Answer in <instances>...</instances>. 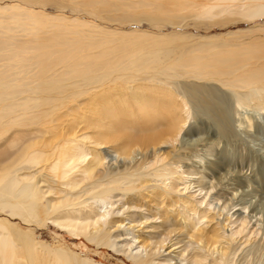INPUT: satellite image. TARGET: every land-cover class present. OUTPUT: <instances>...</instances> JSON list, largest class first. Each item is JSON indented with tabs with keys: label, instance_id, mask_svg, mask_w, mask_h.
Wrapping results in <instances>:
<instances>
[{
	"label": "bare ground",
	"instance_id": "6f19581e",
	"mask_svg": "<svg viewBox=\"0 0 264 264\" xmlns=\"http://www.w3.org/2000/svg\"><path fill=\"white\" fill-rule=\"evenodd\" d=\"M49 4L75 13L84 11L101 22L126 24L146 18L154 27L165 28L167 24L186 26L188 21L199 25L229 15L246 21L261 19L264 0H208L204 5L192 0H0V210L26 222L55 219L120 252L126 244L118 245L120 237L117 244L113 234L129 229L121 226L115 217L118 213L111 216L112 205L129 194L125 219L133 222L140 209L134 208V201L141 199L135 182L142 179L143 190L152 193L156 187L151 182L160 180L164 185L162 180L171 179L154 195L178 194L183 210L192 216L185 220L196 223L190 225L194 234L197 225L209 218V203L205 193L200 201L194 200L201 190L187 196L192 174L187 168L198 165L192 158L196 149L186 154L182 148L175 149L187 122L183 114L205 115L220 136L228 137L234 129L232 105L264 110V27L228 32L227 39L178 32L154 34L106 28L32 9ZM134 11L142 14L132 15ZM238 122L239 126L252 124ZM167 148L176 162L145 172L138 165L133 170L126 164L121 170L107 167L101 152L108 149L124 163L138 151L146 158ZM219 164L208 163L204 173H216ZM198 179L204 180L203 176ZM180 181L184 185L177 188ZM197 209L204 210L199 211L201 216ZM162 217L160 227L152 221L142 234L152 240L161 227L172 231L170 217L166 213ZM212 220L208 224L216 220L215 227L207 225L210 228L200 232L203 244L223 242L224 250L235 251L241 244L233 247L234 238L247 229L248 216L242 212L233 222L227 219L230 230L217 216ZM90 227L92 234L87 230ZM137 239L131 238L126 251L136 263L171 264L179 256L168 252L161 259L158 251L147 253L138 246ZM183 251L187 255H180L184 258L179 264H228L223 251L210 262H205L206 251ZM0 264L93 263L74 253L51 256L28 233L15 232L0 219Z\"/></svg>",
	"mask_w": 264,
	"mask_h": 264
},
{
	"label": "rangeland",
	"instance_id": "374dc122",
	"mask_svg": "<svg viewBox=\"0 0 264 264\" xmlns=\"http://www.w3.org/2000/svg\"><path fill=\"white\" fill-rule=\"evenodd\" d=\"M206 1L208 0H192V2L199 5H204ZM32 9L48 14H63L67 17H77L81 20L102 25L106 28H116L120 30L136 29L154 34H169L178 32L195 36L221 35L222 39H227L226 34L228 32L264 27V17L257 20L246 21L238 15H229L220 19L218 18L212 22H201L199 25H195L192 21H188L186 26H172L167 24L165 25V28H158L154 27L153 22L148 21L146 18H140V22H128L126 24L109 23L107 21L101 22L97 18L90 16L84 11L75 13L71 12L69 9H58L57 5L55 4H49L44 7L34 6ZM138 12L140 11H134L132 12V15L139 16L142 14ZM223 89L226 91V93H228L226 88ZM232 106L231 120L234 122V129L228 137L220 136L218 129L208 117L205 115L202 116L201 114L194 115L192 111L193 116L191 113L189 115L190 117H186L185 113L183 114L182 119H187L186 126L178 138L179 141H177L175 144V149L182 148L185 152L184 154L189 153V149H196V152L194 150V153H197L196 157L192 158L194 161L196 160L195 166H198L195 168H189L190 170L187 168L188 172L192 173L189 176L191 178L190 182L187 184L191 186V189H189L191 191L187 194V196H196L200 191L198 193L192 192L201 190V195L196 197L194 200L200 201L203 193H205L207 194L206 202L209 203L207 210L209 212V218L203 219L202 222L200 220L201 223L197 225L195 230V232H198L197 229H199L198 234L194 232V235L191 232L190 225L195 222L192 221V223L191 221L187 222L185 220L188 219V216H190V218L192 216L187 214V209L183 210L181 206L182 199L179 198L178 194H162L163 196L161 195L158 197L154 195L160 194L161 191L159 188L172 183L171 179L162 180V184L164 183V185H160V180L157 183L151 182L150 184L156 187L154 190H152V193H147V191L143 190L142 186L144 182L142 179L135 182V189H139V191L141 190V193L142 191L144 192L142 193V196L139 192L137 198L141 199L136 200V202L134 201L136 206H134V208H140L138 211L142 214L140 213V216L139 212L136 211L137 220H132L133 222L125 219L127 207L130 208L126 204V202L128 203L129 201V194H126L124 198L121 197L120 201L112 205L110 210L112 214L111 216H113L115 212L118 213L115 217H119L117 220L121 223V226L123 225L124 229H129L127 231L128 233H126L122 230L123 228H121L119 231H117L118 234H113V229L110 230L111 234L115 235L113 238L115 242L118 244L121 241V244L118 245L124 246L126 244L125 247H123V250L120 252H115L106 246L91 241L84 234L77 233L76 231L74 232L61 226L55 219L47 218L39 221V223L34 221L26 222L19 217L11 215L7 210H0V219L8 222V224L14 228L15 232L19 231L22 233H28L30 238L34 240V242L40 246L41 249L47 251L51 256H54L56 252H64L66 254L74 253L82 258H87L91 260L93 264H139L138 262L136 263L131 258H129L127 256L128 252H126L128 244H131V238L133 236H137V242L139 243H137V245L143 247L147 253L148 251H158V255L161 259L168 252L171 253L173 257H177L179 255L176 260L173 259L171 263L175 264L176 262V264H179L177 262L179 260L181 262V260L187 255H185L186 251H183V249L189 250L192 253L196 252L197 250H201L202 253L203 251H206L207 254L203 253L205 256H207V260L205 262H210L213 259H219L222 251L224 250L222 248L224 243L222 242L217 244L216 242H211V240L210 243L213 244L211 245L209 243L211 247H209L210 245L208 242H205L207 245L205 243L204 245V239L202 240L200 237V235L204 232L203 229H205V231L208 230L210 228L208 226H212L211 228H213L214 222H216V220L209 223L210 225L208 224V222L213 221V217L217 216L218 220L223 222L222 225L224 226L228 221L229 223L233 222L237 214L244 212V214L248 216L250 222L249 224L250 226L252 225V230L254 231L251 230L248 224L249 228L247 227L244 232L247 239L245 238L244 233L242 236L234 238L235 243L233 244V247H235L237 243L241 244L239 246L236 245L235 248L236 251L239 247V252L238 250L236 252L233 251L234 248L232 250L226 249L227 251L224 250L223 255L228 257L227 259L224 257L223 258L226 262H228V264H230V262L233 264H264V110H259L252 107L248 108L247 106ZM238 121H251L252 124L250 123V127H246L244 124L239 126ZM209 148L212 150L211 154H208ZM101 152L106 158V166L119 170H121L120 166L122 167L124 164H126V168L130 170H133L135 166L138 165L140 167V171L142 172L153 171L158 167L161 169L162 166H169L170 164L176 162L174 158L171 159L170 149L168 148L162 149L160 153L154 157L148 156L146 158L141 154L140 151H138L136 153L137 155L134 154V156H131L133 159L126 160L124 163L122 159L115 158V155L112 154L108 149H101ZM213 161H219L220 164L219 168L217 169L219 172L215 171L216 173H212L208 171L206 172L205 170L204 173L206 165ZM181 170L186 171V168L181 167ZM200 176H203V182H198V178H200ZM183 185V181H180V185H178L177 188H181ZM182 196H186V194ZM84 199L85 197H82L80 200ZM111 201L113 202L115 200L112 199ZM103 210L104 209H102V211ZM197 211L204 212V210L199 209H197ZM163 213H166L170 217L172 223L169 229L172 231H166L167 228L161 227L158 229V233L152 240L148 239L142 234L141 230L145 228L146 225L150 226L152 221L154 222V224H152L154 227H160L163 220ZM199 215L201 216L200 212ZM143 217H148V219L145 220ZM109 218L110 217L107 219ZM122 218L123 221L121 222ZM196 219L197 217L195 220ZM256 221H258L257 224L259 228L256 226ZM107 222L110 224V219L107 220ZM226 225V229L230 228L229 225ZM254 226L257 228L254 229ZM106 228L107 230L109 229L107 226L105 229ZM89 229H87L88 232L92 234L94 229L92 227ZM92 230L93 232L91 233L90 231ZM201 231L202 233H200ZM220 232H223V230H220ZM119 237L120 241H118ZM214 244L217 247H215ZM220 244L222 246H220ZM189 245H191V247ZM202 246H205V249H202ZM225 246L226 244H224V247ZM257 246L259 248H257ZM196 248L198 249L196 250ZM215 249L217 253L219 252V254H215ZM259 249L260 253L259 251L257 252ZM133 252H135V250ZM181 254H184L183 258L180 256ZM232 254L234 257L231 256ZM213 256L214 258L212 259ZM232 257L234 261H232Z\"/></svg>",
	"mask_w": 264,
	"mask_h": 264
}]
</instances>
